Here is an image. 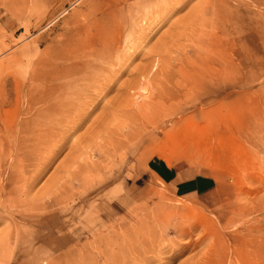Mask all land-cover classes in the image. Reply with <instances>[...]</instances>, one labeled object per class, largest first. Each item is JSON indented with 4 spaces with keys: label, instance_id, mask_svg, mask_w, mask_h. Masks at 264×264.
Returning <instances> with one entry per match:
<instances>
[{
    "label": "rangeland",
    "instance_id": "rangeland-1",
    "mask_svg": "<svg viewBox=\"0 0 264 264\" xmlns=\"http://www.w3.org/2000/svg\"><path fill=\"white\" fill-rule=\"evenodd\" d=\"M133 237L264 264V0H0V264H128Z\"/></svg>",
    "mask_w": 264,
    "mask_h": 264
},
{
    "label": "crops",
    "instance_id": "crops-1",
    "mask_svg": "<svg viewBox=\"0 0 264 264\" xmlns=\"http://www.w3.org/2000/svg\"><path fill=\"white\" fill-rule=\"evenodd\" d=\"M170 182L174 183V189L181 195H203L213 190L217 184L214 178L209 175H196L191 178L184 179L185 176L177 174L176 172L170 173Z\"/></svg>",
    "mask_w": 264,
    "mask_h": 264
},
{
    "label": "bare ground",
    "instance_id": "bare-ground-1",
    "mask_svg": "<svg viewBox=\"0 0 264 264\" xmlns=\"http://www.w3.org/2000/svg\"><path fill=\"white\" fill-rule=\"evenodd\" d=\"M146 21V20H145ZM94 23V22H93ZM105 24V23H104ZM87 26H89V25H87ZM109 27V26H108ZM107 27V28H108ZM91 30V29H90ZM81 31H82V33H83V27H81V28H79V30H76V32L79 34V33H81ZM105 31V30H104ZM77 34V35H78ZM80 35V34H79ZM87 35V34H86ZM71 39V38H70ZM70 41H72V40H70ZM74 41V40H73ZM76 41H78V40H76ZM79 42V41H78ZM74 43H75V41H74ZM65 44H66V42H65ZM115 45V44H114ZM66 46V45H65ZM75 46V45H74ZM126 47V46H125ZM70 48V47H69ZM117 48V47H116ZM119 49V48H118ZM108 51V50H107ZM116 52V51H115ZM69 53V52H68ZM121 53V52H120ZM71 55V54H70ZM111 55V54H110ZM85 56V55H84ZM115 56V55H114ZM64 57V56H63ZM120 57V56H119ZM124 57V56H123ZM132 57V56H131ZM116 58V57H115ZM81 59V58H80ZM109 59V58H108ZM70 60H72V59H70ZM96 61V60H95ZM155 61V60H154ZM80 62V61H79ZM108 62V61H107ZM112 64V63H111ZM118 64V63H117ZM121 64V63H120ZM125 65V64H124ZM75 67V66H74ZM97 67V66H96ZM71 69V68H70ZM84 69V68H83ZM107 69V68H106ZM128 69V68H127ZM115 71V70H114ZM113 71V72H114ZM59 72V71H58ZM92 72V71H91ZM107 72V71H106ZM117 72V71H116ZM90 73V72H89ZM59 74H61V73H59ZM117 74V73H116ZM58 75V74H57ZM65 75V74H64ZM95 75H97V74H95ZM94 76V75H93ZM86 77V76H85ZM106 77V76H105ZM93 78V77H92ZM100 78V77H99ZM103 78V77H102ZM93 79H95V78H93ZM165 79V78H164ZM110 82V81H109ZM90 84V83H89ZM96 84V83H95ZM102 84V83H101ZM105 85V84H104ZM65 86H67V85H65ZM84 86V85H83ZM101 86V85H100ZM171 86V85H170ZM68 87V86H67ZM70 87V86H69ZM68 87V88H69ZM74 87V86H73ZM104 87V86H103ZM87 88V87H86ZM62 89V88H61ZM103 89V88H102ZM101 89V90H102ZM105 89V88H104ZM70 90V89H69ZM85 90V89H84ZM154 90V89H153ZM97 91V90H96ZM102 92V91H101ZM165 92V91H164ZM101 94V93H100ZM58 99H59V97H58ZM61 99H64V97L62 98L61 97ZM57 101H59V100H57ZM55 103V102H54ZM53 105V104H52ZM53 106H56L55 104L53 105ZM57 107V106H56ZM77 108V107H76ZM51 109V108H50ZM53 109V108H52ZM76 110V109H75ZM77 111V110H76ZM179 213V212H178ZM156 215V214H155ZM157 216V215H156ZM181 217V216H180ZM154 218H155V216H154ZM207 224V223H206ZM190 230V229H189ZM150 232V231H149ZM189 233V232H188ZM182 235H184L183 233H182ZM181 237V236H180ZM185 237V236H184ZM137 239H143V236H142V238H140V237H137ZM129 241H132V243H133V245H131V247H130V249H129V247H128V249H127V251H125L124 253H123V255H122V257H120V259H121V261H126V262H128V264H129V262H131L132 260H134L135 261V258L136 257H140V259L142 260H144L145 262H150V261H152L153 259H155V258H153V259H150V258H148V260H147V258H145V256H141L142 254H141V252L140 251H138L137 249H136V246L137 247H142L144 244H146V243H144V240H140V242L139 243H137L136 242V237H133V239H130ZM180 242V241H179ZM144 243V244H143ZM148 243V242H147ZM189 243V242H188ZM172 244V243H171ZM148 245H150V244H148ZM148 245H147V249H148ZM175 245V244H174ZM187 245V244H186ZM186 245H184V244H180V243H177L176 244V248H181V249H184V248H187L186 247ZM189 245V244H188ZM193 245V244H192ZM146 246V245H145ZM171 246V245H170ZM154 247V246H153ZM144 248H146V247H144ZM150 248V247H149ZM151 248H152V246H151ZM167 248H169V247H167ZM171 248V247H170ZM162 249V248H161ZM160 249V250H161ZM174 249V248H173ZM148 250H150V249H148ZM155 251H156V249H154ZM153 250V251H154ZM174 250H176V249H174ZM147 251V250H146ZM154 251V252H155ZM162 251H164V250H162ZM161 251V252H162ZM159 252V251H158ZM172 252V251H171ZM171 252H169V253H171ZM150 253V252H149ZM149 253H147V254H149ZM153 253V252H152ZM163 253V252H162ZM166 253H168V252H166ZM166 253H165V255H166ZM158 254V253H157ZM115 255V254H114ZM154 255V254H153ZM159 255V254H158ZM164 255V254H163ZM148 256V255H147ZM160 256V255H159ZM169 256V255H168ZM114 257H118V255L116 256H114ZM202 257V256H201ZM206 257V256H205ZM204 257V258H205ZM112 258H113V256H112ZM167 258V257H166ZM173 258V257H172ZM115 259V258H114ZM160 259V258H159ZM141 260H138L137 259V261H141ZM143 260L141 261L142 262V264H143ZM162 260V259H161ZM118 261V260H117ZM157 261V260H156ZM141 262L139 263V264H141ZM197 262V261H196ZM195 263V262H194ZM200 263V262H199ZM115 264H117V263H115ZM122 264V263H121ZM132 264V263H131ZM136 264V263H135ZM197 264V263H196ZM202 264V263H201Z\"/></svg>",
    "mask_w": 264,
    "mask_h": 264
}]
</instances>
